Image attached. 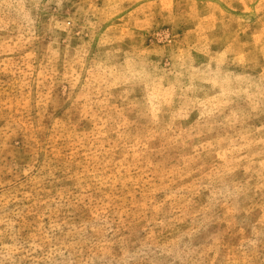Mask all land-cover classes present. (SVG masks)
I'll return each instance as SVG.
<instances>
[{"label":"rangeland","instance_id":"obj_1","mask_svg":"<svg viewBox=\"0 0 264 264\" xmlns=\"http://www.w3.org/2000/svg\"><path fill=\"white\" fill-rule=\"evenodd\" d=\"M0 264H264V0H0Z\"/></svg>","mask_w":264,"mask_h":264}]
</instances>
